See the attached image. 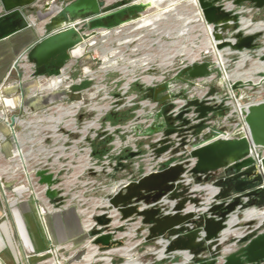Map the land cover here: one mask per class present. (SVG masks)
Masks as SVG:
<instances>
[{"label":"built area","instance_id":"1","mask_svg":"<svg viewBox=\"0 0 264 264\" xmlns=\"http://www.w3.org/2000/svg\"><path fill=\"white\" fill-rule=\"evenodd\" d=\"M195 1L193 4L199 19L208 29L207 48L203 47L206 39L198 28L195 42L193 36L184 40V34L179 32L174 41L162 44V38L166 35L155 34V26L139 23L146 15L144 12L137 19L109 29H87L83 26L85 20L76 19L75 22L49 32L74 27L84 37L73 50L92 52L91 65H78L77 68V58H73L55 74L47 75L39 72L28 60L27 51L17 57L14 66L21 70L22 82H34L27 88L28 96L49 93L59 95L54 102L37 109L22 106L19 113L11 107H0V122L10 133L9 139L8 133L0 131V146L3 143L10 146L7 156L0 149V196L4 216L7 215L5 209L9 202L15 200L36 201V211L41 221L45 212H63L73 207L81 215L83 231L87 232L96 226V216L107 213L102 207L105 204L103 198L113 186H123L175 164H183L181 182L188 187V191H195L192 196H201L200 192L207 186L213 187L215 194L220 191L218 187L203 184L192 176L191 168L195 159L184 156L189 154L187 148L193 135L181 134L185 127L184 120L193 125L202 122V132L216 131L222 125L230 126L229 130L218 132L219 138H248L244 111L250 103L264 100V66L260 60L264 46L255 51L233 50L229 47L218 49L211 36L212 25L204 20ZM218 4L223 11L237 16L235 32L264 34V18L259 16L260 10L255 6L246 3L235 5L233 0H221ZM193 26L198 27L196 23ZM44 33L46 35L48 32L44 30ZM112 34L118 36L109 43L107 38ZM178 36H181L180 39H177ZM94 37L97 42L93 45L89 40ZM155 46L158 48L154 49ZM203 63L209 69L206 75L193 78L184 73L185 68ZM53 78L61 80L58 86L41 88ZM2 84L0 103L5 98ZM160 86L163 90L156 98L146 96L148 88L156 89ZM212 88L215 89L213 93ZM164 96L166 100L161 102L160 98ZM192 100L215 109L206 111L200 117L197 105L190 103ZM164 105L167 106L166 116L173 128L169 134L165 132L167 127L161 125L163 118L160 113ZM180 114L181 118H178ZM217 117L220 118L218 126ZM182 136L188 137L184 144L181 143ZM150 138L152 143L157 144L156 147L161 146L159 142L162 141L164 144L170 142V146L157 155L149 143L143 144ZM180 144L182 149L177 150ZM130 153H134V156H130ZM250 154L259 162L261 156H264V147H251ZM40 170L51 175L55 183L50 187L40 183V177L37 176ZM8 181L14 182L13 187H24L20 197L13 190L7 191L5 183ZM48 188L59 192L54 202L46 196ZM215 194L210 193L205 203L213 201ZM92 199L94 203L91 207H82ZM174 202L163 198L151 204L139 202L138 208L143 210L156 204L172 206ZM170 206L162 209V212L173 213ZM191 208L188 205L185 210ZM232 220L234 222L231 221V224L245 221L244 215ZM117 224L125 226L127 231L112 233L113 239L126 238L124 245L130 246L132 258H135L133 250L149 243L145 240L147 228L136 233L137 228L142 226L140 219ZM251 231L255 234L263 233L264 224L251 229H231L220 236L216 244L223 247L221 254L215 257L216 264H222L226 255L245 247L247 242L241 243L239 239ZM130 232L133 235H129ZM102 234L107 232L103 231ZM93 239L86 240L78 261L72 262V255H69L67 263L93 264L95 261H103L105 264L108 258L109 263L113 264L112 255L123 246L102 248L95 245ZM169 240L159 237L155 240L157 245L149 243L145 247L143 254L153 256L146 264H194L197 260L201 262L213 258L205 250L199 253L189 250L166 253ZM59 247L50 248L46 253L51 257L43 261L48 264H65L63 260L51 255ZM93 250L95 258L92 260L87 257ZM159 252H163L162 256L158 255ZM241 259L243 264H264V260L249 262L245 257Z\"/></svg>","mask_w":264,"mask_h":264},{"label":"water","instance_id":"2","mask_svg":"<svg viewBox=\"0 0 264 264\" xmlns=\"http://www.w3.org/2000/svg\"><path fill=\"white\" fill-rule=\"evenodd\" d=\"M35 0H0V41L23 30L26 25L24 10ZM59 0H47L46 10L54 9L50 24L44 29L48 33L42 35L27 51V58L36 69L45 68L47 72L60 70L72 57L75 45L82 40V36L74 27H69L55 33L52 29L67 25L74 18L83 19L87 29H109L131 20L139 18L142 13L154 6L148 0H72L69 3H58ZM221 0H196L201 9L203 18L212 25L211 36L216 41V47H229L233 50L255 51L264 46L263 32L243 34L236 31L237 16L221 9L218 4ZM235 5L251 4L260 11L264 10V0H233ZM157 2L156 5H160ZM51 5H53L51 7ZM44 28V27H43ZM44 33V31H43ZM264 66V53L260 56ZM190 77H199L209 73L206 64H196L184 69ZM163 90L148 88L146 96L156 98ZM211 89V93L214 92ZM161 102L166 96L160 98ZM197 105L199 116L203 117L206 111L215 108L201 105L196 100L190 102ZM217 109V108H216ZM167 108L161 109V116L165 117ZM245 122L249 130V137L223 139L218 137L220 130H210L200 134L204 128L202 122L190 127L194 135L191 146V156L195 164L191 173L201 181L209 173L224 171L225 177L219 182H226L228 186L220 189L213 196V201L205 203L209 191L202 190L201 196H192L195 191H188V187L181 182L184 171L183 164L170 165L158 172L149 173L123 186L112 187L103 200L107 203L102 206L107 213L94 218L96 226L87 231V236L94 238L93 243L99 247L114 248L124 244L122 239H113L112 233L123 227L118 222L131 219H140L142 226L136 233L147 228L145 240L155 245L159 237L168 238L166 253L189 250L199 253L207 251L213 258L207 261L198 260L194 264H216L215 257L221 254V245L216 240L231 229L260 227L263 222L257 219L238 221L231 224L233 218L240 219L245 213L248 201L256 198L264 207V156L258 162L250 154L251 147H264V100L250 103L244 111ZM181 118V114L178 116ZM186 122V120H184ZM167 134L173 131L170 119L164 118ZM151 144V149L159 155L170 146L159 142ZM134 156V153H130ZM40 183L48 187L55 183L51 175L44 170L37 171ZM57 190L48 188L46 196L55 201ZM175 200L174 204L151 206L140 210L139 202L151 204L161 201ZM256 202V201H255ZM192 208L185 210L187 206ZM171 207L173 213H163L162 209ZM106 231L107 234H102ZM239 242H247L246 246L235 253L225 256L222 264H243L246 261L258 262L264 260V232L255 234L254 231L242 236Z\"/></svg>","mask_w":264,"mask_h":264},{"label":"crops","instance_id":"3","mask_svg":"<svg viewBox=\"0 0 264 264\" xmlns=\"http://www.w3.org/2000/svg\"><path fill=\"white\" fill-rule=\"evenodd\" d=\"M62 1L66 0H59L58 3ZM46 2L47 0L44 1L40 13H54V9L46 10ZM174 2H177V6L180 8L179 11L185 10L184 7L191 4L189 3L190 0H171L168 3L167 0H163L156 7H173ZM191 6L194 10L195 6L193 3ZM259 16L264 18V10L260 11ZM30 18L31 21L33 17L30 16ZM191 23L194 24L195 22L192 21ZM197 28L196 26L193 27L194 35L192 40L194 42L197 39ZM43 31L42 25L37 28H24L0 41V84L4 82L7 84V79L9 80L8 86L5 88V98L0 103V107L4 105L19 110L20 107L25 106L37 109L41 107L39 104L40 98L42 99L50 95L58 98L59 94L57 93L40 96H28L26 93L25 95L27 88L32 86L34 82H22L21 70L14 66L17 57L29 49L34 42L46 33H43ZM248 94L250 95V92ZM35 103L36 105H34ZM0 131L7 133V128L2 123H0ZM9 148L8 143L1 144L0 149L4 156L9 154ZM6 185L13 186L14 182L8 181L5 183ZM227 186L225 184L222 188H226ZM12 190L17 197H20L24 187L16 185L12 187ZM260 203L256 198H251L248 201L244 220L253 217L261 221L264 218V207L259 208ZM3 210V200L0 196V264H40L42 259L40 258V254H45L52 246L66 243L69 247L71 245L76 247L84 241L85 235L82 229V218L73 207L63 212H45L42 215V221L36 211V201L34 200H15L9 202L8 207L5 209L7 212L6 216L3 215ZM232 221L234 222V220ZM162 254L163 252H161L160 256ZM125 264L136 263L128 260Z\"/></svg>","mask_w":264,"mask_h":264},{"label":"rangeland","instance_id":"4","mask_svg":"<svg viewBox=\"0 0 264 264\" xmlns=\"http://www.w3.org/2000/svg\"><path fill=\"white\" fill-rule=\"evenodd\" d=\"M44 1L45 0H35L33 2V4H31L30 6L25 8L24 13H25L26 18H27L26 19L25 28H37V27H39L41 25H42V27L46 28L50 24L51 16L53 15V13H45V14L44 13L43 14L40 13V9L42 8V5H43ZM70 1H72V0H66V1H62V2L63 3H69ZM148 1L151 2L154 6H158V5H156V3L157 2H161L160 0H153V1L148 0ZM170 1L171 0H167V3L170 2ZM39 4L41 5V7L39 6ZM176 9H177V12H179L180 8L177 6V2H174L173 7L165 8V6H161L160 8L154 7V8H150L147 11H145L146 15L144 17L156 16V15H158V13L165 12V11L168 14L167 17L165 18L166 21L165 22L162 21V20L158 21L157 24L155 25L156 28L153 30L154 33L157 34V35L163 34V35L167 36V38H166V36L164 38H162V44L163 43L164 44L165 43L169 44L171 41H174L175 36L177 35V33L180 32V30L182 28L181 23L179 21H175L177 19L174 18V13L173 12ZM184 9L185 10H189V11L193 10L191 4H190V6L184 7ZM30 16L33 17V19L31 21H30V19H31ZM28 17H29V20H28ZM76 19H78V18H74L71 21L74 22V21H76ZM193 25H194L193 23L184 25L185 31H187V33H185L183 35L184 40H189L194 35V32H193L194 31L193 30L194 26ZM146 29H149V28H146ZM137 32H142V31H137ZM197 33H199V31L196 32V35H197ZM200 34H202L201 31H200ZM117 36L118 35H115V34L110 35L107 38L109 40V43H112L113 40H115V38ZM150 36L154 37V35L153 36L150 35ZM180 37L181 36H178L177 39H180ZM110 41H112V42H110ZM157 48L158 47H156V46L154 47V49H157ZM90 54H92V52L88 53L85 50H83V51H81V50H72V53H71L72 57L70 59L77 58V63H76L77 68H79L78 65H80V66H82L83 64H88V65L90 64L91 65L93 61L91 59V55ZM93 65H95V64L93 63ZM41 70L42 71H39V72L47 74V75H53V74H55L58 71V70H54L53 72H47L48 71L47 69H45V70L41 69ZM8 81L9 80L7 79V84H5V82L2 84L3 85L2 93H3L4 97H5V88L8 86V83H9ZM219 91H221V90H219ZM26 93L27 92H25V95H26ZM220 93H223V91H221ZM57 99L58 98H56L54 95L45 96L42 99L40 98L39 104H40V106L47 105V104H49V103H51V102H53L54 100H57ZM34 105H36V103ZM7 107H9V106H7ZM166 108H167V106H166ZM14 112L19 113L20 109L19 110H15ZM165 117H167L166 114H165ZM165 117L162 116V118H163L162 122H164V118ZM219 119L220 118L217 117L216 126L220 125L219 121H218ZM231 121L233 122V120H231ZM191 126H193V124H190L189 122L186 121L185 122V127L182 128L181 134L185 135L184 133H192V129H190ZM229 127L230 126L222 125L221 127H217V129L220 130V131H224V130H229ZM18 129H20V128L18 127ZM184 131H187V132H184ZM205 132L201 131L200 134H204ZM7 133L6 134L8 135V138L10 139V137H9L10 133L8 132V130H7ZM187 138H188L187 136H184V137L182 136V138L180 137V139L182 140L181 143H183V144L186 143ZM193 138H194V135L192 136V139L189 142V146L187 148V150H189V154H188V156H186V155L184 156L186 158H188V157L193 158L191 156V151L193 150V147L191 146V143L193 141ZM228 139H232V138H228ZM163 142L164 141H162V143ZM145 143H149L150 146H151V144H153L151 142V138L147 139L145 142H143V144H145ZM176 149L177 150L182 149V144L178 145V147ZM192 176L196 177L193 174H192ZM224 177H225L224 171L218 170L216 173H209V174L203 176V178L201 179V183L209 184V185H212V186H215V187H218L219 189H221L223 185L227 184L226 182H222V183L219 182V180L224 178ZM5 187H6L7 191L8 190L12 191V187L13 186H7L6 185ZM93 201H94L93 199L86 201V204L83 205L82 207H85V206L91 207L92 204L94 203ZM76 204H77V202H76ZM126 231H127V229H125V226H123L121 229H119V232H126ZM83 233L85 235V238H84V241H83V243L81 245L76 246V247L71 245V247H68V245L66 243L57 244V245H54V246H60V247L57 250H55V251L53 250V253L51 255H54V257H56L57 259L63 260V262L65 264H68L67 261H66V258L69 255H72V258L70 259V260H72V262L78 261L80 259V257H81V253L83 251V245L85 244L86 240L91 238V237L87 236V234H86L87 232L83 231ZM137 237H139V236H137ZM125 239L126 238H124L123 241H126ZM54 246H52L51 248L54 249ZM121 246H123V247H121V249L117 253L112 255V263L113 264L123 263L126 260V257L128 258V260H130V262L136 263V264H146V262H148V261L153 259V256H146V255L143 254V252L145 251V247L147 248L149 246V243H146L143 246L133 250L135 258H132L131 251H129V252L127 251V249L130 246H125L124 244L121 245ZM221 247H223V245H221ZM102 248H105V247H102ZM45 254H41L40 255V258H42L40 264H48V262H44L43 260L48 259L51 256H50V254H46V255ZM91 254H92V252H91ZM160 254H161V252H159V256H160ZM127 261H125V263H127ZM159 263H162V262H158V264ZM93 264H104V262L103 261H95V262H93Z\"/></svg>","mask_w":264,"mask_h":264},{"label":"bare ground","instance_id":"5","mask_svg":"<svg viewBox=\"0 0 264 264\" xmlns=\"http://www.w3.org/2000/svg\"><path fill=\"white\" fill-rule=\"evenodd\" d=\"M150 1H153V0H150ZM160 1H162V0H160ZM189 3H193V0H190V2ZM174 18L175 19H177V20H175V21H179L180 23H182V28H181V30H180V32H182L183 34H185V33H187V31H185V28H184V25H186V24H190L192 21L193 22H195L196 23V25L198 26V29L202 32V34H203V36H205V39H206V41H205V43H204V46L203 47H208V44H207V34H208V29H207V27L203 24V22H201L200 21V19H199V16H198V14H197V11L194 9V10H191V11H189V10H181V11H179V12H177V9L176 10H174ZM164 14V15H163ZM171 14V13H170ZM167 13H166V11L165 12H160V13H158V15H156V16H147V17H144V18H142L141 19V21H139V23L141 24V25H151V26H155L156 25V22H158V21H166L165 20V18L167 17ZM77 21V20H76ZM70 22H72V21H70ZM75 22V21H74ZM156 27V26H155ZM45 29V28H44ZM43 29V30H44ZM111 34V33H110ZM89 42H90V44H95V42H97V39H96V37H94V38H92V39H90L89 40ZM243 51V50H242ZM25 64V63H24ZM61 82V80L59 79V78H53L52 79V81L50 82V83H46V84H44V85H42L41 86V88H45V89H47V88H50V87H52V86H58L59 85V83ZM255 82H258V80H256ZM237 107H241V105H236ZM113 187H115V186H113ZM203 189V188H202ZM201 188H199L198 190H202ZM204 190H206V191H209L210 193H212V194H215V189L213 188V187H210L209 188V186H207L206 188H204ZM105 204H103V206H106L107 205V203L106 202H104ZM98 203H95V205H97ZM101 204V203H100ZM253 218V217H252ZM252 218H250V219H252ZM234 219V218H233ZM264 219V218H263ZM262 219V220H263ZM261 220V221H262ZM90 220H87V222L88 223H90L89 222ZM260 221V222H261ZM259 223V222H258ZM132 232H130V234L129 235H133V234H131ZM121 248H119L117 251H119ZM127 251L129 252L130 251V247L127 249ZM126 251V252H127ZM92 252V254H90V255H88V257L87 258H89V259H94L95 257H94V254H95V251L93 250V251H91ZM159 255V254H158ZM105 264H110L109 263V261H108V258H106V262H105Z\"/></svg>","mask_w":264,"mask_h":264},{"label":"trees","instance_id":"6","mask_svg":"<svg viewBox=\"0 0 264 264\" xmlns=\"http://www.w3.org/2000/svg\"><path fill=\"white\" fill-rule=\"evenodd\" d=\"M38 71H42L41 69H38Z\"/></svg>","mask_w":264,"mask_h":264},{"label":"flooded vegetation","instance_id":"7","mask_svg":"<svg viewBox=\"0 0 264 264\" xmlns=\"http://www.w3.org/2000/svg\"><path fill=\"white\" fill-rule=\"evenodd\" d=\"M41 69H44L45 70V68H41Z\"/></svg>","mask_w":264,"mask_h":264}]
</instances>
